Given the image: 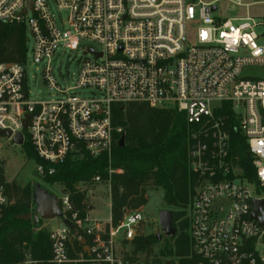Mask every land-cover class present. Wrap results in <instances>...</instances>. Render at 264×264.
<instances>
[{
    "label": "built area",
    "instance_id": "obj_1",
    "mask_svg": "<svg viewBox=\"0 0 264 264\" xmlns=\"http://www.w3.org/2000/svg\"><path fill=\"white\" fill-rule=\"evenodd\" d=\"M27 4L0 0V23L21 24L26 35L24 64L0 62V131L11 133L0 139L20 148L27 139L38 159L50 165L34 163L40 178L53 175L54 165L66 160L110 158L113 133L121 132L111 124L112 104L181 112L193 180L183 209L186 259L264 264V222L259 221L264 219V19H220L212 3L193 0H31V9ZM53 9L65 18L57 22ZM82 41L99 49L86 50L92 58L81 62L74 86L61 89L46 67L43 83L56 97L31 100L27 53L34 64L49 65L59 48L76 50ZM253 68L261 74H243ZM82 89L91 95L78 92ZM18 133L22 146L13 143ZM232 134L242 140V157ZM91 182L101 183V177ZM56 199L62 224L48 230L51 264L83 261L82 254L69 256L78 237L86 240L91 264H122L117 248L138 236L144 222L140 209L125 212L116 225L103 224L75 211L68 193ZM255 202L260 209L254 218ZM11 203L0 184V215ZM24 263L37 264L29 253Z\"/></svg>",
    "mask_w": 264,
    "mask_h": 264
},
{
    "label": "trees",
    "instance_id": "obj_2",
    "mask_svg": "<svg viewBox=\"0 0 264 264\" xmlns=\"http://www.w3.org/2000/svg\"><path fill=\"white\" fill-rule=\"evenodd\" d=\"M25 58L24 26L0 23V62L21 65ZM111 124L114 130L121 129V132L113 133L110 167L114 171L120 170L121 173L114 172L109 177L103 172L107 165V156L95 159L86 156L81 160H66L62 164L54 165L56 172L40 179L47 185H63L72 194L74 210L81 215L84 196L73 193V186L77 182H89L96 175L103 181L109 179L110 221L113 225L122 219L125 212L137 211L146 205L147 186L161 188L165 208L174 209L172 225L176 235L164 238L165 244L160 254L176 258L178 264H192L186 259L189 248L187 223L183 220V209L193 184L186 167L188 129L184 114L176 110L153 109L145 103H116L111 105ZM121 139L123 146H119ZM231 140L236 153L242 157L245 153L242 140L236 134H232ZM21 149L29 161L45 168L50 166L38 159L27 139ZM0 184L4 185L5 194L12 202L0 215V264H20L24 262L25 253H29L37 264H51L48 234L41 230L34 231L38 227L23 216L31 206L33 186L26 184L20 187L15 182L6 183L1 168ZM132 244L135 245V251H138L148 241L147 238H135ZM79 254H82L84 260L69 264H91L83 246L74 240L72 247H69V256L77 259Z\"/></svg>",
    "mask_w": 264,
    "mask_h": 264
},
{
    "label": "rangeland",
    "instance_id": "obj_3",
    "mask_svg": "<svg viewBox=\"0 0 264 264\" xmlns=\"http://www.w3.org/2000/svg\"><path fill=\"white\" fill-rule=\"evenodd\" d=\"M212 3L217 7L214 16L220 19L231 18H245L250 16L256 21L264 19V0H240L237 4L229 0H193V2ZM55 19L59 22V16L64 19L65 12L57 13L53 9ZM238 25L241 22H233ZM257 33L262 32V28L256 29ZM29 50L32 46L30 36L28 35ZM261 43V42H258ZM88 48L99 49L96 44L89 41H82L76 50H68L59 48L54 56L51 58L49 65L47 62L34 64L30 58V52L27 53V62L25 65V72L27 77V87L29 91V98L33 101L38 100H52L56 95L49 90L43 83V71L46 67H51V75L55 82L61 89L72 88L75 84L78 70L81 62L85 58H92L86 51ZM243 74L260 75V69L253 68L244 70ZM82 95L90 96V90H79ZM112 154V153H111ZM111 156L107 158L106 168L103 169L110 177L112 173H120V170H112L110 167ZM0 168L2 169L6 183L15 182L18 186L24 187L26 184L31 186L40 185L48 193L58 197L60 192L68 193L71 198V193L65 187L58 183L50 185L45 184L38 176L35 170L33 161L25 156L20 147L14 146L5 139H0ZM146 190V205L140 210L144 216V222L140 224L137 231L136 238H147L148 244L138 251H135V245L131 242H124L119 244L117 248V255L122 261V264H178V260L174 257H165L160 254L164 248L165 237L159 227L158 214L162 210L174 211V209H167L162 201L163 190L149 185ZM73 193L83 194L84 201L82 203L83 215H88L93 219L100 220L105 224L109 219V205H110V180L107 179L101 183L94 184L89 182H77L73 186ZM33 208L28 207L23 216L32 220L31 212ZM62 219L55 218L53 220H40L39 226L34 231L41 230L48 234V230L55 226H60ZM176 235V233H175ZM174 235V236H175ZM155 236V237H154ZM173 237V236H172ZM157 239L155 242L154 240ZM78 258V257H77ZM25 261V259H24ZM81 262V261H80ZM76 263V262H75ZM20 264H26L24 262Z\"/></svg>",
    "mask_w": 264,
    "mask_h": 264
},
{
    "label": "water",
    "instance_id": "obj_4",
    "mask_svg": "<svg viewBox=\"0 0 264 264\" xmlns=\"http://www.w3.org/2000/svg\"><path fill=\"white\" fill-rule=\"evenodd\" d=\"M28 8L31 9V0H28L27 4ZM212 11H216L217 7L213 5L211 7ZM27 10H24L22 14H25ZM100 56V54H98ZM23 128H27V122H23ZM10 137L11 133L9 131H0V136ZM13 143L18 146H22L23 137L21 133H18L14 139ZM119 146H123V140L119 141ZM256 209L253 213L255 218V214L260 209V203L255 202ZM31 207L33 208L31 212L33 225L35 227L38 226L39 220H53L55 218L61 219L62 214L57 205L56 196L48 193L45 189H43L40 185H34L31 190ZM173 221V212L169 210H162L158 214V223L161 232L168 236L172 237L175 235L176 231L172 225ZM260 223L263 224L264 219H259ZM63 224L71 227L70 223L67 220H63ZM77 241L83 246L84 250L88 253L89 249L86 245V240L83 237H78Z\"/></svg>",
    "mask_w": 264,
    "mask_h": 264
},
{
    "label": "crops",
    "instance_id": "obj_5",
    "mask_svg": "<svg viewBox=\"0 0 264 264\" xmlns=\"http://www.w3.org/2000/svg\"><path fill=\"white\" fill-rule=\"evenodd\" d=\"M231 19H240V18H231ZM109 207H110V205H109ZM109 210H110V208H109ZM110 220V214H109V219H108V221Z\"/></svg>",
    "mask_w": 264,
    "mask_h": 264
}]
</instances>
